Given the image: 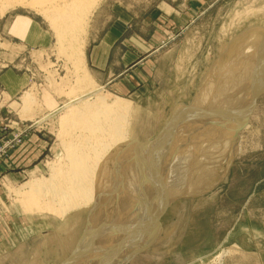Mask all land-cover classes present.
I'll return each mask as SVG.
<instances>
[{
	"label": "rangeland",
	"instance_id": "374dc122",
	"mask_svg": "<svg viewBox=\"0 0 264 264\" xmlns=\"http://www.w3.org/2000/svg\"><path fill=\"white\" fill-rule=\"evenodd\" d=\"M9 1L0 0V264H264V64L250 86L228 88L264 59V0H100L78 56L95 86L79 96L48 3L37 12ZM111 30L118 39L103 41ZM251 32L261 37L252 53ZM100 46L109 84L90 64ZM109 94L129 106L123 193L101 209L47 212L23 186L65 162L66 108ZM118 208L114 246L105 228Z\"/></svg>",
	"mask_w": 264,
	"mask_h": 264
},
{
	"label": "bare ground",
	"instance_id": "6f19581e",
	"mask_svg": "<svg viewBox=\"0 0 264 264\" xmlns=\"http://www.w3.org/2000/svg\"><path fill=\"white\" fill-rule=\"evenodd\" d=\"M45 1L48 4H45ZM45 1L43 0L45 5H42L40 2L42 9L48 5L50 6L48 8L50 11L45 8V12L42 13L54 31L57 43L64 53L63 57L69 63H72L73 73L77 79L76 82L79 84L76 90L77 96H79L78 94L93 91L94 89L92 90V88L95 85L92 77L87 68L83 64H80L78 56L81 54L83 56V40L87 34V26L100 0ZM12 2L22 5H34L35 10H38L37 12L42 11V9H39L41 6L38 0L39 7L37 6L38 3L36 0H33V2H27V0H12ZM260 38L258 33L251 32L246 39L245 52L252 53L251 51L255 49ZM259 51L264 53V44L263 48H260ZM261 53L257 52L254 55L258 54L262 59ZM254 55L253 57H255ZM246 64H244V67L247 66ZM249 64L250 66L248 65L247 67L252 66L254 69L252 68L250 72H246L248 74H242L244 71L240 70V75H242L241 80L240 77L236 76L237 79L234 78L235 80L233 81L235 84H230L229 82L231 86L228 88L240 89L244 86H250V83L254 81L252 76L258 74L257 71L264 64V59L261 62L253 61L252 59ZM238 69L235 67L233 72ZM259 81L260 79L256 80V85H260ZM84 98L89 99L90 97L86 94ZM30 99L28 98L29 101ZM254 100L255 97L253 96L251 105L254 103ZM123 101L124 99L114 95H110L109 97H103L101 95L99 97L97 96L93 101L81 99L78 105H70L66 108L65 113L69 120L61 123L62 131L60 133V137L65 140L63 143L65 145L64 152L67 154L65 162L59 165L51 164V175L48 179L38 178L32 183H27L23 186L29 192L32 191L34 193L33 196L38 198L47 212L54 211V213L62 217L68 211L71 212V210L76 209L77 211L79 208L89 209L88 207L94 202H96V205H99L98 207L100 208L98 209H101L103 198L110 197L113 193L117 194L118 191L120 194L123 193L122 184L125 183V178L122 175L118 176L117 173L120 163L123 162L122 157L126 153V149H128L125 138L127 137L126 113L128 112L129 106ZM240 116L233 120L232 123L238 124ZM235 127L236 125L233 128ZM223 145L224 142L221 143L220 148ZM92 161L94 162L92 163ZM131 182L135 183L133 181ZM138 184L140 183L137 182ZM174 185H176L175 182ZM95 210H91V214L93 212L96 214ZM116 213L118 215L116 220L111 222L110 217L107 221L110 224L108 228H105L107 234L105 241H111L113 245L116 241L115 238L120 236L121 231H123V227H120L119 221L124 217V210L119 209ZM109 214L113 213L110 212Z\"/></svg>",
	"mask_w": 264,
	"mask_h": 264
},
{
	"label": "crops",
	"instance_id": "0c3cea01",
	"mask_svg": "<svg viewBox=\"0 0 264 264\" xmlns=\"http://www.w3.org/2000/svg\"><path fill=\"white\" fill-rule=\"evenodd\" d=\"M117 19H126V18L119 16ZM116 39H118V38L113 34V31L111 30L106 34V36H104L103 41H107V40L112 41V40H116ZM102 48H103V46H100L99 49L92 52V55H91L92 60H91L90 64H91V66L94 67L93 70L95 71V73L98 74V79H102L101 81L103 83L109 84L111 82H114L116 80V78H115V75L113 73H111V72L107 73L106 72L105 66L109 60V58H107L108 56L103 60H100L98 58L99 55L97 52L101 51ZM94 53H97V54H95L96 57H93Z\"/></svg>",
	"mask_w": 264,
	"mask_h": 264
}]
</instances>
